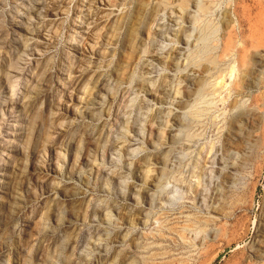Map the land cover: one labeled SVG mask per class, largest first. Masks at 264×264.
<instances>
[{"label": "rangeland", "instance_id": "1", "mask_svg": "<svg viewBox=\"0 0 264 264\" xmlns=\"http://www.w3.org/2000/svg\"><path fill=\"white\" fill-rule=\"evenodd\" d=\"M0 264H264V0H0Z\"/></svg>", "mask_w": 264, "mask_h": 264}, {"label": "bare ground", "instance_id": "2", "mask_svg": "<svg viewBox=\"0 0 264 264\" xmlns=\"http://www.w3.org/2000/svg\"><path fill=\"white\" fill-rule=\"evenodd\" d=\"M134 32V31H133ZM131 34V33H130ZM133 34V33H132ZM136 51V50H135ZM125 65V64H124ZM241 84V83H240ZM241 121V120H240ZM242 122V121H241Z\"/></svg>", "mask_w": 264, "mask_h": 264}]
</instances>
